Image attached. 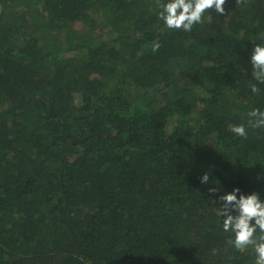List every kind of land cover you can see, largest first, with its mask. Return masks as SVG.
<instances>
[{"label":"trees","instance_id":"1","mask_svg":"<svg viewBox=\"0 0 264 264\" xmlns=\"http://www.w3.org/2000/svg\"><path fill=\"white\" fill-rule=\"evenodd\" d=\"M223 7L185 32L156 0H0V264H253L199 181L264 197V0Z\"/></svg>","mask_w":264,"mask_h":264},{"label":"clouds","instance_id":"2","mask_svg":"<svg viewBox=\"0 0 264 264\" xmlns=\"http://www.w3.org/2000/svg\"><path fill=\"white\" fill-rule=\"evenodd\" d=\"M225 0H156V15L168 29L191 31L194 24L202 21V15L207 9H214L223 14ZM211 18L210 13H208ZM160 47L159 41L152 42V50ZM251 80L249 90L259 94L258 84L264 83V39L255 42L250 50ZM247 124L251 128H264V108L254 107L249 112ZM237 136H247L244 124L231 127ZM199 181L210 186L208 191L216 194L212 198L217 212L220 229L228 233V243L236 250H251L253 264H264V197L258 191L244 192L234 186L230 191L219 192V187L209 179V173L204 172Z\"/></svg>","mask_w":264,"mask_h":264}]
</instances>
